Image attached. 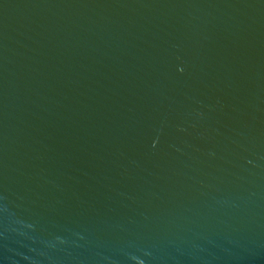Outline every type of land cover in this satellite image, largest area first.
I'll return each instance as SVG.
<instances>
[{"label":"water","instance_id":"obj_1","mask_svg":"<svg viewBox=\"0 0 264 264\" xmlns=\"http://www.w3.org/2000/svg\"><path fill=\"white\" fill-rule=\"evenodd\" d=\"M0 264H264V0H0Z\"/></svg>","mask_w":264,"mask_h":264}]
</instances>
